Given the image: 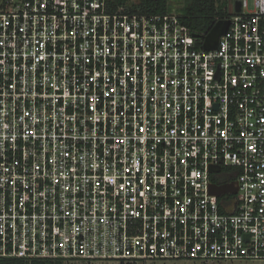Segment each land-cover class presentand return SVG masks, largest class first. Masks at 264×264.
Segmentation results:
<instances>
[{"label": "built area", "instance_id": "built-area-1", "mask_svg": "<svg viewBox=\"0 0 264 264\" xmlns=\"http://www.w3.org/2000/svg\"><path fill=\"white\" fill-rule=\"evenodd\" d=\"M110 1L0 0V258L264 264V0L210 51Z\"/></svg>", "mask_w": 264, "mask_h": 264}, {"label": "trees", "instance_id": "trees-1", "mask_svg": "<svg viewBox=\"0 0 264 264\" xmlns=\"http://www.w3.org/2000/svg\"><path fill=\"white\" fill-rule=\"evenodd\" d=\"M132 1L111 0L110 9L111 11H117L125 7L129 12L141 14H167L172 12L170 8L171 0H138L136 4L130 5ZM186 2L187 5L182 9L179 16L182 23L193 31L200 46L204 43L206 36L215 24L231 15L226 8H222V0H186ZM228 171L230 170H224L223 172L227 175ZM235 179V176H229V181ZM214 180L220 182L216 176H214ZM0 264H64V262L59 260L27 261L19 258H0Z\"/></svg>", "mask_w": 264, "mask_h": 264}, {"label": "rangeland", "instance_id": "rangeland-1", "mask_svg": "<svg viewBox=\"0 0 264 264\" xmlns=\"http://www.w3.org/2000/svg\"><path fill=\"white\" fill-rule=\"evenodd\" d=\"M234 0H222L223 2V7L226 8V10L231 14L232 10V5H233ZM138 0H133L130 5L136 4ZM187 5L186 0H171L170 1V8L172 10V13L174 14H180L182 9ZM254 9V3L251 0L250 1V7L249 10ZM230 176V175H229ZM229 176L228 174L222 172L217 175L218 180L220 181L219 183H225L229 181ZM72 264H87V263H72ZM88 264H114V263H88ZM146 264H262L261 262H242V261H216V262H200V261H174V260H156V261H151L147 262Z\"/></svg>", "mask_w": 264, "mask_h": 264}, {"label": "water", "instance_id": "water-1", "mask_svg": "<svg viewBox=\"0 0 264 264\" xmlns=\"http://www.w3.org/2000/svg\"><path fill=\"white\" fill-rule=\"evenodd\" d=\"M236 11L237 12L241 11V2H239V1L236 3ZM229 25H230V20H228V19L219 20L215 24L213 29L210 31V33L206 36L205 41H204V45H203L204 49L208 50V51L216 50L218 48L221 36L226 34ZM212 170L219 172L220 167H214V168H212ZM211 192L213 194H216V195H223V194H227L230 192L237 193L238 188L235 186L234 183L224 184V185H220V186L213 184L211 186Z\"/></svg>", "mask_w": 264, "mask_h": 264}]
</instances>
